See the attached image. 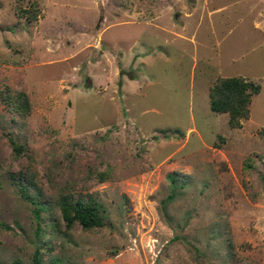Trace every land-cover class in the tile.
<instances>
[{
    "label": "rangeland",
    "instance_id": "374dc122",
    "mask_svg": "<svg viewBox=\"0 0 264 264\" xmlns=\"http://www.w3.org/2000/svg\"><path fill=\"white\" fill-rule=\"evenodd\" d=\"M222 76L261 86L236 126ZM6 88L0 264H264V0H0ZM80 193L102 226L41 208Z\"/></svg>",
    "mask_w": 264,
    "mask_h": 264
},
{
    "label": "trees",
    "instance_id": "16d2710c",
    "mask_svg": "<svg viewBox=\"0 0 264 264\" xmlns=\"http://www.w3.org/2000/svg\"><path fill=\"white\" fill-rule=\"evenodd\" d=\"M260 84L254 80L246 79L242 76H222L209 88L210 106L217 112H228L229 121L233 126L239 124V118L248 113V104L254 93L260 91ZM0 101L6 107L19 115L29 113L31 104L25 90L11 91L9 88L0 91ZM14 150L19 151L20 144L10 137ZM171 182L170 192L162 200L163 203L170 200L177 190V174L169 173ZM23 180V176L20 180ZM19 188L24 197H29L23 189L22 182H19ZM41 208H45L55 220L63 219L66 229H72L76 222L80 223L85 230L104 224L103 206L90 197L80 193L77 197L71 194H58L52 200L41 201ZM57 209L58 215L56 214ZM36 216L39 217V211L36 209ZM177 238L176 235L172 237ZM41 256L39 248H36L33 255V264H40Z\"/></svg>",
    "mask_w": 264,
    "mask_h": 264
}]
</instances>
